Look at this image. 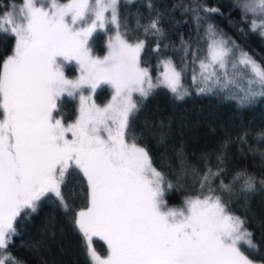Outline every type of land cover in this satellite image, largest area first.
<instances>
[{
	"label": "snow or ice",
	"instance_id": "1",
	"mask_svg": "<svg viewBox=\"0 0 264 264\" xmlns=\"http://www.w3.org/2000/svg\"><path fill=\"white\" fill-rule=\"evenodd\" d=\"M120 7L121 0H20L6 6L11 10L0 18V33L15 41L0 61V250H7L18 220L36 213L43 198L54 197L68 210L62 189L82 175L87 206L76 213L75 226L91 264H256L242 246L251 252L259 246L224 197L246 198L257 184L264 187V180L238 171L225 183L223 157L215 169L200 172L181 155L177 180L192 177L193 194L181 207H169L165 185L171 191L172 182L130 133L139 102L155 90L178 100L189 95L183 85L189 56L197 94L216 86L249 103L264 99V65L209 23L202 58L199 48L182 38L185 68L162 58L154 77L142 66L146 42L129 35ZM236 7L244 19L264 16V0H240ZM195 19L198 24L202 19L198 12ZM136 23L133 35L142 29L145 36H164L159 13L147 25ZM109 28L114 35L107 39L106 54L93 55L94 35ZM249 30H259L264 39V21L253 20ZM153 51H160L159 40ZM73 62L79 76L69 79L65 65ZM101 85L112 90L103 106L84 95ZM65 95L79 97L70 123L57 115ZM93 237L106 242V256L93 248ZM0 264H12V258L0 257Z\"/></svg>",
	"mask_w": 264,
	"mask_h": 264
},
{
	"label": "trees",
	"instance_id": "2",
	"mask_svg": "<svg viewBox=\"0 0 264 264\" xmlns=\"http://www.w3.org/2000/svg\"><path fill=\"white\" fill-rule=\"evenodd\" d=\"M64 2V0H61ZM240 0H121L122 24L128 26L133 38L145 40L142 65L148 66L154 74L158 61L171 57L178 68L184 69L181 50L182 38L192 47L199 48V56L205 55V29L209 23L256 61L264 65V39L260 31L253 33L249 26L253 20L259 24L260 15L242 17L236 5ZM20 0H0V15L16 6ZM153 7L150 9L148 4ZM197 6H199L197 8ZM204 9H218L219 14ZM195 10V11H194ZM199 13L201 21L195 15ZM159 13L163 37L145 36L137 28V20L147 25ZM104 32H98L91 41L93 55L105 52ZM160 51H153L157 41ZM14 38L0 33V61L9 55ZM191 56L184 71L183 85L189 95L183 100L176 99L164 89H157L146 100L139 102V112L133 118L130 138L145 147L158 170L162 171L173 189L165 185V201L168 205H179L182 199L193 194L190 185L193 178L177 177L181 171L180 156L186 166L200 172L217 166V158H224L226 173L222 177L229 183L238 171H246L257 181L264 180V99L256 98L250 103L241 101L234 91L221 90L213 86L205 94H197V85L192 81ZM65 74L77 75L73 63L65 65ZM111 90L101 85L92 98L97 104L108 101ZM76 96L75 98H77ZM73 97L64 96L58 102V118L70 123L76 116L77 102ZM219 180L215 183L219 185ZM180 185H183L181 187ZM196 191L199 186L195 185ZM69 209L61 207L54 197H45L38 211L19 219L17 234L8 244L7 250H0L1 256L12 258V264H91L82 234L75 226V215L87 206L86 181L82 175L62 189ZM230 210L245 221V227L253 234V241L259 246L258 252L246 253L257 263L264 264V187L257 184L250 196L229 198ZM93 248L101 256L107 255V247L99 237H93ZM17 262V263H16Z\"/></svg>",
	"mask_w": 264,
	"mask_h": 264
},
{
	"label": "rangeland",
	"instance_id": "3",
	"mask_svg": "<svg viewBox=\"0 0 264 264\" xmlns=\"http://www.w3.org/2000/svg\"><path fill=\"white\" fill-rule=\"evenodd\" d=\"M20 3H17L16 4V6H18ZM11 9H9V10H7V11H5V12H3L1 15H0V18H5L6 17V13L8 12V11H10ZM262 19H260L259 20V22L261 23L262 21H264V16H262L261 17ZM259 23V24H260ZM111 35H114V30L112 29V28H109V30H108V32L104 35L105 36V47H106V42H107V39H108V37L109 36H111ZM225 37V36H224ZM226 38V37H225ZM226 39H228V38H226ZM229 40V39H228ZM230 41V40H229ZM231 42V41H230ZM106 54V49H105V52L102 54V55H99V57H103L104 55ZM96 56V55H95ZM73 64L75 65V67H76V69H77V75L76 76H73V77H69L68 75H66L69 79H76L78 76H79V69H78V66L75 64V62H73ZM143 67H148V66H144V65H142ZM157 66V65H156ZM149 68V67H148ZM230 72H231V69H230ZM154 77L157 75V68H156V70H155V73L154 74H152ZM109 87V86H108ZM109 89L111 90V88L109 87ZM84 95H86V96H88V95H93V93H91L88 89H85V91H84ZM111 95H112V90H111V93H110V97H111ZM110 97L108 98V101H109V99H110ZM76 99V102H77V109H78V107H79V97H77V98H75ZM108 101H106V102H104V103H102V104H98V105H101V106H103L104 104H106ZM76 112H77V110H76ZM76 115H77V113H76ZM75 118H76V116L74 117V119L72 120V121H74L75 120ZM72 121H70V122H72ZM70 135V134H69ZM185 199V198H184ZM184 199H182L181 200V202L179 203V205H174V204H170V205H168L169 207H176V208H179V207H181L182 205H183V201H184ZM85 241V240H84ZM105 244H106V242H105ZM106 247H107V245H106ZM242 250H244V251H247L248 249L246 248V247H244V246H242ZM98 253V252H97ZM99 254V253H98ZM1 257H3V256H1ZM103 257V256H102ZM90 259V258H89ZM91 262V261H90ZM17 263V262H16ZM17 264H19V263H17ZM257 264V263H256Z\"/></svg>",
	"mask_w": 264,
	"mask_h": 264
}]
</instances>
